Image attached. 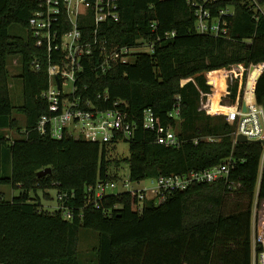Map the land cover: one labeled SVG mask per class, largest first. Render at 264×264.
Here are the masks:
<instances>
[{
	"label": "trees",
	"instance_id": "16d2710c",
	"mask_svg": "<svg viewBox=\"0 0 264 264\" xmlns=\"http://www.w3.org/2000/svg\"><path fill=\"white\" fill-rule=\"evenodd\" d=\"M258 1L264 5V0ZM119 5L120 21L103 26L111 42L129 45L150 35L173 31L176 35L154 53L138 54L106 74L91 70L93 57L78 75L75 96L83 107L91 102L106 110L118 102L137 123L128 141L130 154L114 157L115 143L87 142L80 135L56 140L37 131L40 117L48 113L41 93L49 79L46 64L40 72L31 67L38 49L28 24L36 0H0V184L20 191L11 201L0 200V264H80L83 228L99 233L98 264H252L253 234L258 253L264 239V146L237 143L236 123H229L225 115L207 114L202 103L203 94L214 92L205 73L213 71L209 76L218 91L212 102L217 103L225 87L222 69L256 65L250 72L249 95L255 93L264 108V15L256 20L245 0H226L218 7L235 6L236 14L228 38H216L196 31L187 0H120ZM153 23L158 24L156 33ZM13 25L26 29L27 37L12 35ZM92 28V22L83 24L87 34ZM13 57L22 62L20 106L12 99L8 66ZM239 92L243 97L239 82L229 75L227 100L236 102ZM178 104L180 117H171ZM148 109L159 120L155 130L143 127ZM16 111L25 115V127L15 119ZM169 128L180 140L177 147L160 142ZM9 130L22 136L11 139ZM229 158L234 162L227 179L178 190L158 205L147 201L142 211L139 198L130 192L106 195L99 208L90 202L89 187L121 180L123 168L131 182H141L204 171ZM47 168L52 173L39 177ZM258 184L254 216L252 200ZM53 188L70 194L67 205L73 219H65L60 209L45 210L38 197L32 198V193ZM233 194L239 201L225 213Z\"/></svg>",
	"mask_w": 264,
	"mask_h": 264
},
{
	"label": "built area",
	"instance_id": "2783aa9c",
	"mask_svg": "<svg viewBox=\"0 0 264 264\" xmlns=\"http://www.w3.org/2000/svg\"><path fill=\"white\" fill-rule=\"evenodd\" d=\"M224 1L226 0H187L193 8L198 33L216 38H228L236 11L235 6L218 7ZM245 2L254 13L256 20L264 15V5L258 0H245ZM119 3L120 0H36V9L28 24L31 37L38 49L31 67L34 71L40 72L46 64L49 79L47 89L41 93V98L49 104L48 113L40 117L36 127L41 135H48L56 140H61L66 135H80L87 142L101 144H117L133 139L137 123L130 120L127 110L119 107L123 104L117 102L116 108L106 110L97 109L91 102L86 103L87 108L83 107L81 98L75 96L78 75L86 71V62L93 57L96 59L91 63V70L106 74L115 65L132 62L138 54L154 53L158 45L172 39L176 33L173 31L157 36L150 35L140 39L136 44L129 45L111 42L104 36L103 26L120 21ZM88 21L93 24L89 34L83 30V24ZM151 30L156 33L158 24H151ZM253 66L256 67L251 65L247 68L243 64H234L228 69H222L225 83L223 93L227 91L228 77L231 75L239 82V89L240 91L243 89L244 95L245 78L247 79L245 73L247 75L248 71L253 70ZM210 73L213 71L205 73V76L208 83L215 86L210 79ZM213 93L203 96L212 99ZM240 96L239 92L235 104L219 105L225 110L223 114L229 123H236V137L243 134L254 142L264 140L263 106L256 102L255 93L252 98L245 97L246 95ZM217 103L219 104V98ZM176 107L170 116L179 118V104ZM205 110L210 115L220 113L219 111L214 113L213 108L210 107ZM158 123L159 120L151 109L144 111L142 124L146 130H155ZM160 142L166 146L180 145L173 128L168 129L166 136ZM233 162V159L229 158L204 171H192L185 175L169 177L160 176L150 179L151 185L143 189L133 188L130 179L127 178L122 181L124 183L122 192L136 194L142 211L147 201H154L158 205L178 190L188 189L194 184L214 183L227 179ZM117 186L118 181H99L96 186L88 189L90 202L99 208V201ZM69 196L67 192H58V209L63 211L65 219L71 220L73 213L67 205ZM260 243L262 250L258 253L255 241L252 264H264V239Z\"/></svg>",
	"mask_w": 264,
	"mask_h": 264
},
{
	"label": "rangeland",
	"instance_id": "374dc122",
	"mask_svg": "<svg viewBox=\"0 0 264 264\" xmlns=\"http://www.w3.org/2000/svg\"><path fill=\"white\" fill-rule=\"evenodd\" d=\"M10 33L14 36H19V37H27L28 32L26 29L21 27L20 25H13L10 27ZM9 72L11 75V90H12V99L13 102L16 106H20L23 104V84L22 80L19 78L21 74V67H22V62L20 57H13L9 60ZM251 71H248L247 75L245 73V82H246V91L244 92L245 97H248L250 94V86H251ZM209 79V78H208ZM215 83V82H212ZM214 86V85H213ZM215 92L213 94H216L218 91V88H216L215 84ZM225 88V87H224ZM225 93V94H224ZM224 93H220L218 95L219 98V104L212 102V99H209V97H206V99L203 100L202 103V108L205 110L206 108L210 107L213 108L214 113L215 111H219L220 115H225V110L221 108L220 110L218 109V106H230L235 102H229L227 100V91ZM243 95V96H244ZM211 100V101H210ZM218 102V99H217ZM243 102L240 100V104ZM214 106H217L214 108ZM217 108V109H216ZM220 108V106H219ZM206 111V110H205ZM207 113V112H206ZM216 115V114H213ZM15 119L19 122V124L22 127H25L26 125V117L24 114L20 112H15L14 113ZM7 136L11 139H16L20 138L22 136V132L18 130H9L6 132ZM130 154V145L128 141H121L115 145L112 146L111 148V155L114 157L118 156H127ZM10 170L5 173V175H9ZM121 180L118 181V186L111 191L110 194H115V193H120L124 190V183L122 181L127 180L128 177V169L123 168L119 171ZM260 181V180H259ZM151 185L150 179H146L141 182H131V186L135 189H143L144 187H149ZM20 191L18 189H14L11 185H2L0 184V200L3 201H11L15 196H18ZM49 194V197H45V194ZM258 193H259V184L255 190L254 193V198L252 200V209L253 213L255 216V210H257L258 206ZM33 197H38V202L40 205L47 211L54 212L58 210V190L53 188V189H48L46 192H43L42 190L38 191L37 193H32V198ZM230 200L226 202V207L224 209L225 213L229 212V207L232 206L235 208V203L239 201V196L236 197L235 194L230 196ZM242 200L246 201V198H242ZM35 202V201H34ZM253 216V223H252V229L253 233L255 231V217ZM254 234H253V245H254ZM99 244V233L94 230H89V229H81L80 231V243H79V259H80V264H98L97 263V248ZM254 248V246H253Z\"/></svg>",
	"mask_w": 264,
	"mask_h": 264
},
{
	"label": "water",
	"instance_id": "95a60500",
	"mask_svg": "<svg viewBox=\"0 0 264 264\" xmlns=\"http://www.w3.org/2000/svg\"><path fill=\"white\" fill-rule=\"evenodd\" d=\"M252 68H254V66H253ZM244 109H246V108H244ZM236 142H237V143H252V142H254V141L248 139V137H246V136L243 135V134H239V135H237V137H236ZM257 143L264 144V140H258ZM49 173H52V169H51V168H47V169H44V170L40 171V172L38 173V176H39V177H43V176H45V175H47V174H49Z\"/></svg>",
	"mask_w": 264,
	"mask_h": 264
},
{
	"label": "crops",
	"instance_id": "0c3cea01",
	"mask_svg": "<svg viewBox=\"0 0 264 264\" xmlns=\"http://www.w3.org/2000/svg\"><path fill=\"white\" fill-rule=\"evenodd\" d=\"M250 98H252L253 96L252 95H248ZM254 244H255V241H254Z\"/></svg>",
	"mask_w": 264,
	"mask_h": 264
}]
</instances>
